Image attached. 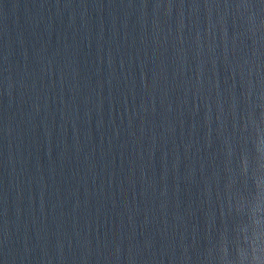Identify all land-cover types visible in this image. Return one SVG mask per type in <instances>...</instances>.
<instances>
[{
    "label": "water",
    "instance_id": "95a60500",
    "mask_svg": "<svg viewBox=\"0 0 264 264\" xmlns=\"http://www.w3.org/2000/svg\"><path fill=\"white\" fill-rule=\"evenodd\" d=\"M0 264H264V0L2 25Z\"/></svg>",
    "mask_w": 264,
    "mask_h": 264
}]
</instances>
